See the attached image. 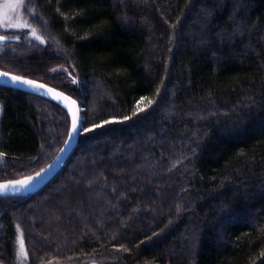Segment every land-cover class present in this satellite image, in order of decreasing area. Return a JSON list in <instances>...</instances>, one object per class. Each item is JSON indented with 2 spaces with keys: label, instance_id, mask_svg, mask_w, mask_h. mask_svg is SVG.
Returning a JSON list of instances; mask_svg holds the SVG:
<instances>
[{
  "label": "trees",
  "instance_id": "obj_1",
  "mask_svg": "<svg viewBox=\"0 0 264 264\" xmlns=\"http://www.w3.org/2000/svg\"><path fill=\"white\" fill-rule=\"evenodd\" d=\"M22 9L44 43L0 42V69L77 99L86 130L45 188L0 198V264H264V0ZM70 130L57 103L0 86V181Z\"/></svg>",
  "mask_w": 264,
  "mask_h": 264
},
{
  "label": "water",
  "instance_id": "obj_2",
  "mask_svg": "<svg viewBox=\"0 0 264 264\" xmlns=\"http://www.w3.org/2000/svg\"><path fill=\"white\" fill-rule=\"evenodd\" d=\"M0 73H8L9 77L13 75L20 76V75H16V74H13V73L1 70V69H0ZM21 77L25 79H30L24 76H21ZM30 80L35 81L37 84H43L44 90L52 89L53 92L49 93L48 96L38 95L35 92L29 90L27 87H18L11 80H8L7 82H5V78H0V86H6V87L13 88V89L21 90L23 92L36 95V96H40L50 101H53L57 103L58 105H60L61 107H63L69 113L71 117V122H72L73 113H76L78 117V120H77L78 127L80 125H83L82 107H81L80 102L77 99H75L71 95L53 86L36 81L34 79H30ZM55 93H61L63 96L68 97V100L57 102V99L53 98ZM73 100L75 101L74 105L71 104V101ZM69 107L72 109V111H69ZM82 132L83 131H78L76 133H73L72 128H71L69 136L66 142L64 143V145L62 146V148L58 151L55 157L44 168H42L38 172L30 176L16 179V180L0 181V184H12V183H15L16 181L26 180L29 177H36L34 182L31 185H29V187L27 188L17 187L15 190L10 189L7 194L0 195V198H6V197H12V196L17 197V196H24L28 194H34V193L39 192L43 188H45L52 180H54L63 171V169L69 162L71 156L73 155V153L75 152V150L77 149L79 145ZM70 136L72 137V139H69ZM37 173H41V176L37 177Z\"/></svg>",
  "mask_w": 264,
  "mask_h": 264
},
{
  "label": "snow or ice",
  "instance_id": "obj_3",
  "mask_svg": "<svg viewBox=\"0 0 264 264\" xmlns=\"http://www.w3.org/2000/svg\"><path fill=\"white\" fill-rule=\"evenodd\" d=\"M23 3H24V0H14V2H13V0H9V2L4 5V8L7 9L11 13H15L18 16L17 9ZM4 16L7 17L8 13L7 12L4 13ZM31 31H32L33 37L36 40H39L40 43H44V41L41 39V37L37 35L36 30L34 28L31 29ZM3 39H4V37L0 36V40H3ZM65 71H67V70L65 69ZM0 78H5V82H7L8 80H11L18 87H27L29 90L35 92L38 95L48 96L49 93L53 92L52 89L44 90L43 84H37L35 81L30 80V79H25L21 76L13 75V76L9 77L8 73H0ZM53 98L57 99V102L68 100V97L63 96L61 93H55ZM145 99L146 98L142 97L141 100L137 102V108H138V111H140V112L145 111V108H139V104L143 103V101ZM151 103H152V101L149 100L148 106H150ZM71 104L74 105L75 101L74 100L71 101ZM69 111H72V109L70 107H69ZM136 114H137L136 111H134L133 115H136ZM125 119H129V117H125ZM77 120H78V117H77L76 113H73L72 122H71V128H72L73 133L86 130V129H84L83 125H80L78 127ZM104 123L108 124V123H112V121H105ZM96 127H102V125H96ZM69 139H72V137L70 136ZM0 155H3V154L0 153ZM40 176H41V173H37V177H40ZM35 179H36V177H29L26 180L16 181L15 183H12V184H0V195H5L8 193V191L10 189L15 190L17 187L27 188V187H29V185H31L34 182ZM19 257L21 258V260L27 259V252L25 250V244H24V240L22 237L19 239Z\"/></svg>",
  "mask_w": 264,
  "mask_h": 264
},
{
  "label": "rangeland",
  "instance_id": "obj_4",
  "mask_svg": "<svg viewBox=\"0 0 264 264\" xmlns=\"http://www.w3.org/2000/svg\"><path fill=\"white\" fill-rule=\"evenodd\" d=\"M8 2H9V0H0V31L2 33H14V34H12V35H8V34L0 35V36L4 37V39L0 40V42H5L7 40H17V41L20 40L21 38L19 37V35H17L18 32L19 33L26 32V34H28L30 37H33L31 29H33L34 27L29 23L28 19L23 14V9H22L23 4L20 5L19 8L17 9V12H18V16H17L15 13H11L7 9L4 8V5ZM13 2H14V0H13ZM6 12L8 13L7 17L4 16V13H6ZM36 33L38 36H40V34L37 32V30H36ZM41 39L43 40L42 37H41ZM62 70H64V69H62ZM59 122L60 121H58L57 124H59ZM55 145H57V144L54 143V141L53 142L44 141V148H45L44 149V153H45L44 156H46V157L51 156L55 152V150H54L56 148ZM52 146L53 147L55 146V147L52 148ZM4 159H5L4 156L0 155V167L3 165ZM26 166L28 167L29 164L28 165L26 164Z\"/></svg>",
  "mask_w": 264,
  "mask_h": 264
}]
</instances>
